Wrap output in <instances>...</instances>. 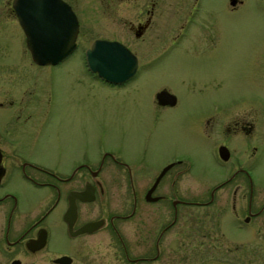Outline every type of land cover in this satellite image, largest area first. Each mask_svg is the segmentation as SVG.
<instances>
[{"label":"flooded vegetation","instance_id":"obj_1","mask_svg":"<svg viewBox=\"0 0 264 264\" xmlns=\"http://www.w3.org/2000/svg\"><path fill=\"white\" fill-rule=\"evenodd\" d=\"M14 1L0 17L20 26L29 49ZM65 1L79 20L78 46L82 27L100 24L121 37L93 43L119 41L137 57L136 72L118 86L137 74L141 47L189 36L191 17L200 35L219 27L211 0H99L98 12ZM244 3L229 0V14L245 18ZM23 64L0 56V264H212L208 253L216 264H264V181L255 178L263 161V99L239 91L227 104L214 103L200 132L211 140L221 177L199 179L181 158L145 170L101 141H44L54 106L38 88L42 73ZM86 64L94 78L115 86ZM260 67L253 82L263 86ZM161 91L175 102L163 103ZM154 101L173 106L178 98L162 88Z\"/></svg>","mask_w":264,"mask_h":264},{"label":"rangeland","instance_id":"obj_2","mask_svg":"<svg viewBox=\"0 0 264 264\" xmlns=\"http://www.w3.org/2000/svg\"><path fill=\"white\" fill-rule=\"evenodd\" d=\"M211 1L219 27H208L200 35L191 26V17L186 27L189 36L141 47L146 51L144 54L138 51L140 68L124 86H112L94 78L86 64V50L94 38L105 35L119 38V32L100 24L97 29L83 26L82 41L67 59L58 65L39 66L32 63L20 26L0 17V56L20 57L27 71H40L38 88L54 106L50 115L52 125L42 139L61 142L86 139L91 144L101 141L145 170L181 158L197 178L201 175L204 179L220 178L221 169L209 152L211 140L200 132V124L201 120L211 118L214 103L227 104L228 98L239 97V91L247 92V98L263 99L264 110V0L263 5L260 0H245L243 19L229 14V0ZM10 2L0 0V13L9 12ZM77 3L82 9L89 6L99 11V0H77ZM261 8L263 19L259 16ZM191 36L198 37L197 41ZM131 48L140 50L134 45ZM260 65L263 86L253 82L254 75L260 74ZM162 88L176 94L177 104L155 103L156 93ZM46 107L45 102L43 109ZM66 149L71 153L73 147ZM63 159L69 161L70 157L66 154ZM261 165L255 175L259 182L264 181V127ZM205 258L216 264L211 253L205 254Z\"/></svg>","mask_w":264,"mask_h":264},{"label":"water","instance_id":"obj_3","mask_svg":"<svg viewBox=\"0 0 264 264\" xmlns=\"http://www.w3.org/2000/svg\"><path fill=\"white\" fill-rule=\"evenodd\" d=\"M14 8L27 34V44L34 60L41 65L58 64L78 47L79 20L65 0H15ZM89 68L108 82L119 84L137 70V57L119 41L97 39L86 50ZM163 103H174L175 97L161 91ZM150 195V192L149 194Z\"/></svg>","mask_w":264,"mask_h":264}]
</instances>
